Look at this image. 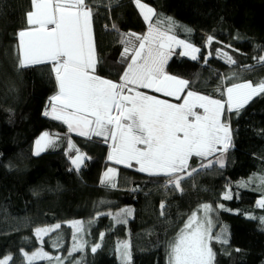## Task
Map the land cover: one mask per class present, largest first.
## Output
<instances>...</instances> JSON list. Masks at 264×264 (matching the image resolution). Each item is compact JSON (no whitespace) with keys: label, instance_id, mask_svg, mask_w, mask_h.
I'll use <instances>...</instances> for the list:
<instances>
[{"label":"trees","instance_id":"obj_1","mask_svg":"<svg viewBox=\"0 0 264 264\" xmlns=\"http://www.w3.org/2000/svg\"><path fill=\"white\" fill-rule=\"evenodd\" d=\"M91 2L95 10L93 34L100 59L97 74L118 81L116 73L123 67L117 63L122 45L111 25L115 24L124 33L138 34L146 32L147 25L134 0ZM142 2L163 17H171L176 26L175 35L180 39L194 44L197 36L214 35L207 64L202 52L199 62L176 59L178 77L193 82L191 90L201 94L220 98V93L215 91L217 86L221 83L224 87L230 86L228 80H221V74H231L230 66L215 57L216 48L231 45L224 50L239 65L253 64V55L261 54L260 49L264 48V0ZM29 7L30 0H0V258L10 254L14 257L10 264H20L22 247L31 252L41 246L51 255L68 256L73 231L68 222L87 223L97 212L115 213L129 207L133 212L127 224L113 227L111 217L96 218L85 237L89 245L84 252L72 253L64 264H75L76 260L81 264H119L115 247L118 241L124 240L131 245V264H167V245L188 215L201 204L215 207L223 203L232 211L217 210V219L220 226H227L229 243L212 244L216 252L214 264H264V230L258 220L247 219L245 215H264V209L256 207L264 185L253 179L248 187L237 186L253 174L264 175V96L255 97L238 116L231 114L233 146L225 154L223 168L214 165L195 174L182 182L181 192L165 189L163 178L142 175L134 170V165L132 168L116 166L119 188L109 189L100 183L102 174L111 166L107 160L108 144L102 138L89 140L72 136L61 121L43 115L49 97L56 93L47 67L17 70L15 33L25 27V12ZM186 29L192 31L189 33ZM261 79H264V67L242 73V80ZM44 132L56 133L60 138L68 134L76 149L88 158L79 173L69 170L72 166L65 147L33 154L35 141ZM199 163L198 158L190 160L194 167ZM226 184L231 186V200L221 199ZM132 188L138 190L131 191ZM101 201L111 204H100ZM161 201L167 204V218L160 215ZM237 210L245 214H237ZM56 223L61 228L44 236L41 245L34 229ZM101 232L105 233L102 242ZM58 234L62 236L63 247L53 248L51 242ZM25 237L29 242H25ZM93 242L101 243L95 253L91 252ZM35 264L48 262L37 260Z\"/></svg>","mask_w":264,"mask_h":264},{"label":"snow or ice","instance_id":"obj_2","mask_svg":"<svg viewBox=\"0 0 264 264\" xmlns=\"http://www.w3.org/2000/svg\"><path fill=\"white\" fill-rule=\"evenodd\" d=\"M140 15L147 25V31L124 33L115 24L111 30L116 33L122 45L118 64L122 70L117 72L118 81L97 74L100 59L96 53L93 34L94 6L91 0H30L29 10L25 12V27L15 33L18 40L17 70L33 66L47 67V75L54 79L56 93L49 97L43 115L61 121L69 133L91 140L100 137L108 144L107 160L115 165L146 173L149 177L163 178L162 187L183 191L182 182L195 174L219 165L225 166V154L232 145L231 114L241 110L255 97L264 96V79L259 81L242 80V73L264 67V48L261 54L253 55L251 65H239L238 61L225 51L216 48L217 58L230 66L231 74H221V80L230 82L224 87L217 86L220 98L191 90L193 82L171 75L165 66L174 51V45L182 49L180 56L192 61L200 58L201 48L175 35V22L171 17H163L142 0H134ZM108 26L106 25V28ZM191 32V29H186ZM238 38V37H237ZM215 40L207 35L205 47ZM233 51H239L233 49ZM212 53L203 57L208 63ZM50 66V67H48ZM236 66V67H232ZM140 89L160 93L149 95ZM186 93V94H185ZM110 141V143H109ZM56 138L44 132L35 141L33 154L39 155L48 147H55ZM75 145L68 140L66 155ZM199 158V166L194 167L190 160ZM214 158V159H213ZM72 168L78 173L88 159L76 149L75 156L69 155ZM118 171L108 167L102 174L100 183L109 189H118ZM253 179L264 185V175L253 174L247 181L238 182V187H248ZM222 200L233 199L230 185L226 184ZM137 191V188L130 189ZM111 204L101 201L100 204ZM256 206L264 209V192L256 201ZM160 215L167 218V204L160 203ZM232 211L223 203L215 207L201 204L188 215L175 239L167 245V264H214L216 252L213 242L220 245L229 243L227 226L218 227V211ZM133 210L121 208L113 213L97 212L95 218L87 223L81 220L68 222L72 231V245L68 256L51 255L43 247L29 252L20 249V264H35L37 260L48 264H64L75 252H84L89 241L85 237L100 216H109L113 227L128 223ZM237 214H245L237 210ZM247 219L258 220L264 230V215L245 214ZM61 228L60 223L48 227H36L34 236L41 245L44 236ZM105 233L99 234L102 242ZM29 242V238H24ZM61 235L53 240V248L63 247ZM101 248L100 242L91 244V252ZM131 245L128 240L118 241L115 253L120 264H131ZM239 251V249H237ZM14 257L6 254L0 264H10ZM75 264H81L76 260Z\"/></svg>","mask_w":264,"mask_h":264},{"label":"rangeland","instance_id":"obj_3","mask_svg":"<svg viewBox=\"0 0 264 264\" xmlns=\"http://www.w3.org/2000/svg\"><path fill=\"white\" fill-rule=\"evenodd\" d=\"M177 37V36H176ZM177 39H180V38H178L177 37ZM205 41H206V37L205 36H202V35H200V37H198L197 36V38L195 39V42H194V45L195 46H197V47H200L201 48V52L203 53V57L205 56V55H208V48H209V46L208 47H205L204 45H205ZM174 47V51H173V53H172V55L170 56V58H169V60H168V63H167V65L165 66V68H166V71L169 73V74H174V75H177L178 76V74H175V73H178V72H175V67L177 68V66H178V64H177V62H176V59L177 58H180V59H182V60H190V61H192L189 57H183V56H180L179 55V52L180 51H182V49L180 48V47H178V46H173ZM205 52V53H204ZM215 57H216V54H215ZM217 58V57H216ZM221 60H223V59H221ZM170 62H172V63H170ZM194 62H199V60H197V61H194ZM174 64H177V66H174ZM205 64V63H204ZM177 71V70H176ZM141 91H144L143 89H140ZM145 90H147V91H151V90H149V89H145ZM145 93H147L146 91H144ZM148 94V93H147ZM156 96H159V95H157L156 93H154ZM153 94V95H154ZM161 98V97H160ZM162 99H164V98H162ZM168 99V98H167ZM68 131V130H67ZM49 134H51V133H49ZM68 134H70L69 132H68ZM68 134H64V135H62V136H65V137H63V138H60V135H58V134H54V133H52V135L54 136V138H56V145H55V147H48V148H46L44 151H50V150H55L56 148H60V146L61 147H65V149L66 150H68V140H69V137H68ZM93 138H95L96 140L97 139H100V137H93ZM60 141H64V142H60ZM63 143H65L64 145H63ZM109 143H110V141H109ZM73 144V143H72ZM34 149H35V145H34ZM43 152V151H42ZM75 154H76V147L75 148H73L72 149V151H71V153H69V155H71V156H75ZM69 155H67V156H69ZM69 158V157H68ZM110 162V161H109ZM110 164H111V166H109L108 165V167H118V166H121V167H124L123 165H115L114 163H112V162H110ZM72 166V165H71ZM134 170H136V168L138 167V166H136L135 164H134ZM107 167V168H108ZM126 168V167H125ZM132 168V167H131ZM107 170V169H106ZM105 170V171H106ZM104 171V172H105ZM138 172V171H137ZM140 173V172H139ZM142 175H145V176H148L146 173H141ZM220 227H223V226H220L219 224H218V227L215 229V231H219L220 230ZM177 235V234H176ZM176 235H175V237H176ZM175 237L172 239V240H170V241H173L174 239H175ZM214 243V242H213ZM117 260H118V263L120 264V259H119V257H118V255H117Z\"/></svg>","mask_w":264,"mask_h":264},{"label":"crops","instance_id":"obj_4","mask_svg":"<svg viewBox=\"0 0 264 264\" xmlns=\"http://www.w3.org/2000/svg\"><path fill=\"white\" fill-rule=\"evenodd\" d=\"M135 4V3H134ZM136 6V5H135ZM137 8V7H136ZM137 10H138V12H139V9L137 8ZM170 63H172V62H170ZM174 66H177V64H174ZM177 70V71H176ZM178 70H179V66H177V68L175 67V72H178ZM175 74H178V73H175ZM171 75H174V74H171ZM175 76H177V75H175ZM178 77V76H177ZM144 91H146V92H151V91H147V90H145V89H143ZM157 95H159L158 97L160 98H164V99H169L171 102H174V101H176L174 98H170V97H164L162 94H160V93H156ZM174 103H176V102H174ZM193 158H195V157H193ZM199 159V158H198ZM214 159V158H213ZM257 207V206H256ZM258 208V207H257ZM260 209V208H259Z\"/></svg>","mask_w":264,"mask_h":264},{"label":"water","instance_id":"obj_5","mask_svg":"<svg viewBox=\"0 0 264 264\" xmlns=\"http://www.w3.org/2000/svg\"><path fill=\"white\" fill-rule=\"evenodd\" d=\"M72 136H78V137H82V136H79V135H77L75 132H72V133H70Z\"/></svg>","mask_w":264,"mask_h":264}]
</instances>
